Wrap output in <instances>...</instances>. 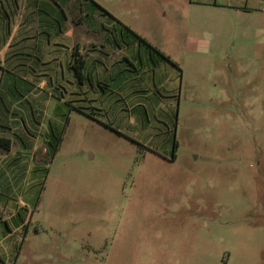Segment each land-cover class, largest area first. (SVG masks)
Instances as JSON below:
<instances>
[{
    "label": "rangeland",
    "instance_id": "obj_1",
    "mask_svg": "<svg viewBox=\"0 0 264 264\" xmlns=\"http://www.w3.org/2000/svg\"><path fill=\"white\" fill-rule=\"evenodd\" d=\"M18 1L0 35V264H264V0H69L44 87L15 45ZM115 20L176 65L141 46L119 63L134 80L98 82L94 59L131 53L108 44ZM76 44L100 66L83 85Z\"/></svg>",
    "mask_w": 264,
    "mask_h": 264
},
{
    "label": "crops",
    "instance_id": "obj_2",
    "mask_svg": "<svg viewBox=\"0 0 264 264\" xmlns=\"http://www.w3.org/2000/svg\"><path fill=\"white\" fill-rule=\"evenodd\" d=\"M4 1L7 3L8 11H5L4 14L0 15V35L2 37L10 34V29H11L10 27L12 25L14 26V23H15L14 21L11 23L10 13H11L12 18L16 17L18 15L17 14L18 12L16 13V9L19 6L18 0H4ZM8 1H11L13 3V5L8 6V3H9ZM29 6H31V8H29L27 15L21 19V22L17 26L19 29V36H17V38H16L15 45L20 46V48L23 49L22 50L23 53H25L26 51H28V53H29V51H30L33 58L34 57L37 58L38 63H34V64H36V67L33 69L32 72H33L34 76H36V78L38 79L37 83H39L40 86L44 87L45 86L44 80H42V78H40V77H41V75L45 74L46 72H45V69L41 66V64H42L43 60H47L46 59L47 57L49 58V60H50V57H52L54 60L57 59L56 55H57V51H58V49H57L58 46H57V43H51V40L55 37L57 38L58 35L56 32L55 26H45V25L42 26L41 20H40V15H38V13H35V10L33 9L34 7L31 4H29ZM53 15H54V12H53ZM25 20L27 22H29V24L26 27H25ZM108 44L110 45V47H113L115 49H116V46L121 47L123 45L127 46V47H131V49H130L131 53L128 52V54L127 53L122 54L121 58L118 60V62L116 64V66L113 67V70H110L99 59H94L95 61H98L103 66V68L106 71L105 74L110 72L109 74L106 75V77H104L105 79H103V81L101 80V77L99 74L96 75L95 79L97 78L98 82H102L105 85V87L108 88V87L112 86L113 80L117 79L119 74L122 73V76H124L125 80L121 83V85L119 87V88H121L122 86H124V84L126 82L134 80V79H132L131 78L132 75L130 73H128L129 68L125 67L122 69L119 66V63H121L122 61H126L128 64L133 65V62L131 60L134 59L136 55L141 56L139 52H134V48H136L137 50H139V48L135 44L134 45H128V44L122 43V42L116 43V42L111 41ZM105 46H106L105 44L101 43L100 48H97V50L101 54L108 55V53H105V51L102 50V48H105ZM78 48L79 47L76 44L74 51L71 52V56H70L69 60L71 59L70 67L72 68L71 65L74 61L73 53H75V57L76 56L80 57L82 63L78 65L79 71H80V78L78 77V79L81 80V84L83 85L85 80H89L90 78H92L91 73L94 72V70H97V72H100L99 71L100 66L99 65L89 66V64L87 63L86 56L83 55V53L79 54ZM23 53H20V54H23ZM167 62H169V61H167ZM152 64H153L152 66L157 65V64H154L153 61H152ZM125 70L128 72L124 73ZM73 71H74V69H73ZM52 73L53 74L57 73L56 67L54 68V71H52ZM140 74H142V76ZM75 76H76V74L74 73V77ZM138 76L141 79L146 80L148 84L150 83V81L153 82V78H151L150 72H144V71L141 72V70H140V71H138ZM84 88L88 89L89 87L85 86ZM79 89L83 90V87H80ZM92 89H94V88H92ZM80 100L93 101L95 99L83 97ZM78 107L76 108L74 106L73 109L81 112V110ZM0 136H4L1 134V131H0Z\"/></svg>",
    "mask_w": 264,
    "mask_h": 264
},
{
    "label": "trees",
    "instance_id": "obj_3",
    "mask_svg": "<svg viewBox=\"0 0 264 264\" xmlns=\"http://www.w3.org/2000/svg\"><path fill=\"white\" fill-rule=\"evenodd\" d=\"M69 0H29L31 5L34 7L35 13H38L40 15L41 25L45 26H55L57 35H59L63 30V22L66 18V12L64 9V5ZM87 0H79V3L82 4V2ZM97 7L101 9V13L108 14L110 18H114L111 13H109L105 8H103L101 5L95 3ZM95 5V6H96ZM54 12V15H53ZM109 34L111 36V40L116 43H126L128 45H137L138 48L141 46H144L148 49L149 54L151 56V60L154 64L159 63L160 61H169L172 64L176 63L171 60V58L162 52L157 47L153 46L150 42H148L146 39L141 37L139 34L134 32L132 29L127 27L125 24L120 22L119 20H115L113 23L112 29L109 30ZM119 37V38H118ZM74 55V61L72 63V68L74 69V73L76 76L80 78V71L78 65L82 63L80 57H75ZM156 56L155 59L152 57ZM77 108V107H76ZM59 139L55 144L52 145V149H56V146L58 145ZM11 146V140L9 137L6 136H0V149L1 150H9ZM176 147V144L174 143V148Z\"/></svg>",
    "mask_w": 264,
    "mask_h": 264
},
{
    "label": "flooded vegetation",
    "instance_id": "obj_4",
    "mask_svg": "<svg viewBox=\"0 0 264 264\" xmlns=\"http://www.w3.org/2000/svg\"><path fill=\"white\" fill-rule=\"evenodd\" d=\"M172 158H174V155H173V157Z\"/></svg>",
    "mask_w": 264,
    "mask_h": 264
}]
</instances>
